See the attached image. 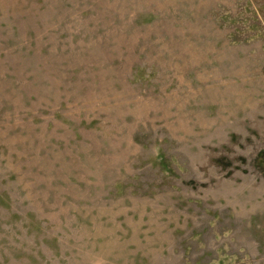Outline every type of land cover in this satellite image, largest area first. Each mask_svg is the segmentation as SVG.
Returning a JSON list of instances; mask_svg holds the SVG:
<instances>
[{"label": "rangeland", "instance_id": "rangeland-1", "mask_svg": "<svg viewBox=\"0 0 264 264\" xmlns=\"http://www.w3.org/2000/svg\"><path fill=\"white\" fill-rule=\"evenodd\" d=\"M0 264H264V0H0Z\"/></svg>", "mask_w": 264, "mask_h": 264}]
</instances>
